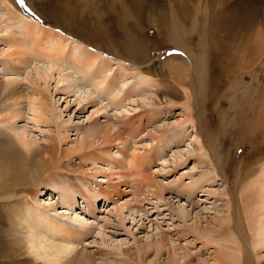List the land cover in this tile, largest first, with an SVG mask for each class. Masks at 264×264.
<instances>
[{
  "label": "rangeland",
  "instance_id": "obj_1",
  "mask_svg": "<svg viewBox=\"0 0 264 264\" xmlns=\"http://www.w3.org/2000/svg\"><path fill=\"white\" fill-rule=\"evenodd\" d=\"M11 1L42 25L138 67L153 82L143 79L134 93L136 78L128 75L121 93L125 102L115 106L80 73H71L74 86L70 80L59 81L58 70L34 85L21 70L22 94L31 91L27 83L41 92L50 104V118L43 123L32 119L26 96L12 120L4 105L15 99L5 97L9 101L0 104V148L10 138L9 128L25 127L37 141L33 156L43 151L46 159L57 160L51 173L28 192L29 202L46 206L44 213L67 223V229L78 227L79 221L70 219L78 214L87 231L73 244L72 255L93 256L95 264H222L217 261L222 256L219 239L211 236L223 238L229 225L238 224L242 261L264 264V246L256 258L241 200L251 202L243 186L264 162V0ZM225 18L224 27L209 28ZM4 47L0 41V50ZM46 65L35 64L41 69ZM7 74L0 72V79ZM189 115L195 125L182 126L189 129L184 140L162 149V142L179 127L173 125ZM96 123L110 130L109 138L97 137L88 149L80 137ZM166 126L172 128L164 132ZM75 145L81 149L71 152ZM101 148L114 157L113 163ZM121 152L132 157L134 166L122 160ZM202 172L212 175L203 189L192 196L181 190V183ZM66 184L99 187L107 196L99 195L93 210L81 194L74 204H63L60 188ZM2 202L0 264H44L25 253L26 231L15 224L13 203H8L12 208ZM120 204L125 207H116ZM44 233L52 240L56 235ZM61 235L56 239L64 242Z\"/></svg>",
  "mask_w": 264,
  "mask_h": 264
},
{
  "label": "bare ground",
  "instance_id": "obj_2",
  "mask_svg": "<svg viewBox=\"0 0 264 264\" xmlns=\"http://www.w3.org/2000/svg\"><path fill=\"white\" fill-rule=\"evenodd\" d=\"M0 2L2 3L0 6H3V9H0V15L3 18L0 23V41L5 44L4 49L0 50V72H8L6 75L8 77L0 79V104L9 101L6 100L5 97L15 99L4 105L6 114L10 117V120L19 116V112L15 107L20 106L21 99H24L25 96L28 98V107L34 113L31 117L32 119L36 122L42 121L43 123L50 118L49 102L46 101L41 92H34L33 86L29 84L32 83L38 85V81H46L52 76L54 70H58L59 72V81L68 82L70 80L71 84L73 83L71 81L72 79H69L73 76L71 73L77 72V74H82L91 82L94 89H97V92L99 90V92L101 91L102 94L104 93L106 97L109 96V104L113 102L115 103V106L116 104L121 105L122 102H125L123 101L124 96H121V93L124 92V88L127 84L124 79H126L128 75H134L136 78L134 80V82L136 81L133 88L135 90L134 93L137 92L136 88L143 83V79L148 80L147 83H153L151 77L144 76L141 71H139L138 67L135 68L132 65L130 66L124 60L114 59L109 54L101 52L100 50L102 49L99 47L92 48L85 44L84 41L81 42L61 30H56L44 24L42 25L39 21L20 11L11 0H0ZM226 20L227 18L218 19V21L210 24L209 28L215 29L216 31L227 24L225 22ZM237 20L238 19L235 21ZM243 22L241 20L239 21V23ZM206 31L209 32L208 29H206ZM5 53L7 54L4 56L3 54ZM36 62H45L47 67L45 69L36 67ZM115 64L116 67H113ZM199 69L203 75L201 64ZM21 70L25 73L23 78L30 82L26 85L28 90L31 89L30 93L27 94H22L18 85V77L23 74H20ZM57 78L55 79L54 77L56 81H58ZM119 79H121V84L117 89L116 84L120 81ZM48 83L49 82L47 81V87ZM44 87L46 88V86ZM131 91L130 93H132ZM185 93L187 96L190 95L187 90H185ZM104 94L103 96L105 97ZM123 106L124 104L120 108L122 109ZM189 107L186 105L185 108L190 114ZM189 123L195 125L191 115H189L188 120L173 125L174 128L179 127L177 130H173V132L169 134L167 140L162 142L161 148L163 149L169 143L174 141L181 142L184 140L189 129L187 128L186 131L182 126ZM103 126L104 125L100 123L91 125V129H89L86 134L82 133L83 135L80 137L82 140H80L81 144H87L88 149H90L94 146L93 143L97 137H99V139L102 138V140H107L109 138L107 132H110V130H106V127ZM167 126L165 127L166 130H164V132H167L172 128ZM8 130L11 131L12 135L10 134V138L8 137L9 140H7L0 148V186H4L3 191L0 192V201H4L1 204L4 205V207L10 206L8 204L9 201H11L13 203L12 205L15 207V214L13 215L14 219L16 218L15 224L18 228L26 231L25 242L23 241L25 244L22 246H25L24 249L26 248L25 250L27 251L24 252L33 254L36 259L42 260L44 264H95L93 256H83L82 253L79 252L76 253V256L72 255L74 250L73 244L76 243L75 241L78 240L81 235L86 234L85 231H87L85 227L86 224L80 221L81 219H78L77 213L70 219L76 220L77 222L79 221L78 227L67 229L69 226L67 223L59 222L55 217H49L44 213V211H46V206L39 203L29 202V198L32 195H30V193L28 194V192L31 191L32 187L36 188V186L40 185L44 180V177L51 173L55 166H50L56 163L57 160H52V158L46 159L43 151L38 152L33 156V152L38 150V148H34L37 141L28 134L29 132H27L25 127H11ZM80 145H75L71 152H77L80 150ZM100 151L99 152L102 154L106 152L107 156L112 158L110 161L107 160L108 163H113L115 161L114 157L110 153H107L106 148H101ZM201 153L203 156L206 155L203 149H201ZM123 156L124 158H122V160L124 159L130 166H134L132 165V157L126 158L125 155ZM134 157L136 156L134 155ZM122 160H116V162L123 163L124 160ZM201 161L205 162V159H201ZM112 167L115 168L116 166H110V168ZM211 178L212 175L210 173L204 174V172H202L201 175L193 177L188 183H181V190L185 191L189 196H192L199 189H203L206 180H210ZM243 188L246 197H248L251 202L247 203L244 198H241L243 204L242 220L246 223L247 228H249L251 237L249 240H252L253 251H255L256 258H258L260 257V254L257 253V250L264 246V162L256 177L252 179L251 182L246 183ZM1 189L2 188L0 187V190ZM98 190L99 187L90 188L85 184H82L81 187L78 185L71 187L69 184H66L60 188L62 203L74 204L76 195L81 194V196L89 203V207L93 210L95 207V202L93 201H96L99 195L107 196L105 190L101 188L99 191ZM13 206L10 207L13 208ZM116 207L122 209L125 205L120 204ZM118 208L116 212H118L119 215L120 212L118 211ZM237 227L238 224L229 225L228 233L223 238H219V236H211L212 240L219 239L218 242L222 249V256L217 258V261L222 264H249L245 258L243 261L247 262L243 263L242 261V246ZM40 229L42 232L39 231ZM48 231H54L56 233L53 240L46 238L44 232ZM236 232L238 236H236ZM59 234H63L61 236L64 238V242L56 239ZM247 234L248 233H246V238Z\"/></svg>",
  "mask_w": 264,
  "mask_h": 264
},
{
  "label": "snow or ice",
  "instance_id": "obj_3",
  "mask_svg": "<svg viewBox=\"0 0 264 264\" xmlns=\"http://www.w3.org/2000/svg\"><path fill=\"white\" fill-rule=\"evenodd\" d=\"M26 3V0H23V5Z\"/></svg>",
  "mask_w": 264,
  "mask_h": 264
}]
</instances>
